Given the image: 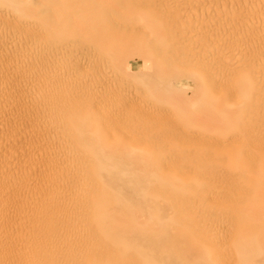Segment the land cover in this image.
<instances>
[{
  "label": "rangeland",
  "instance_id": "1",
  "mask_svg": "<svg viewBox=\"0 0 264 264\" xmlns=\"http://www.w3.org/2000/svg\"><path fill=\"white\" fill-rule=\"evenodd\" d=\"M31 1L0 0V264L105 255L90 219L113 198L95 159L109 146L132 156L148 202L169 207L165 220L192 230L210 264H264V1ZM104 28L134 38L159 69L155 88L142 56L114 68ZM216 106L248 118L220 128Z\"/></svg>",
  "mask_w": 264,
  "mask_h": 264
},
{
  "label": "bare ground",
  "instance_id": "2",
  "mask_svg": "<svg viewBox=\"0 0 264 264\" xmlns=\"http://www.w3.org/2000/svg\"><path fill=\"white\" fill-rule=\"evenodd\" d=\"M38 0H32L30 3L35 4ZM43 3L44 1L41 0ZM131 1V0H129ZM205 1V0H204ZM247 1V0H246ZM264 1V0H263ZM41 2V3H42ZM134 2V1H132ZM138 2V0H137ZM175 2V1H174ZM224 2V1H223ZM50 2H45L44 6L49 7ZM187 3V2H186ZM193 3V2H192ZM200 3V2H199ZM142 5V4H141ZM172 5V4H171ZM195 5V3H194ZM244 5V4H243ZM34 6V5H33ZM52 6V5H51ZM181 6V5H179ZM222 6V5H221ZM142 7V6H141ZM145 7V6H144ZM42 8V7H41ZM171 8V7H169ZM174 8V7H173ZM237 8V7H236ZM244 8V7H243ZM264 8V7H263ZM49 9V8H47ZM137 9V8H136ZM140 8H138L139 10ZM183 9V8H182ZM192 9V8H191ZM201 9V8H200ZM206 9V8H205ZM228 9V8H227ZM45 10L46 9H42ZM238 10V9H237ZM41 11V10H40ZM147 11V10H146ZM173 11V9H172ZM175 11V10H174ZM189 11V10H187ZM186 11V12H187ZM197 11V10H196ZM185 12V13H186ZM191 12V11H190ZM200 12V11H199ZM211 12V11H210ZM222 12V11H221ZM108 12H105V15ZM162 13V12H161ZM184 13V14H185ZM212 13V12H211ZM253 13V12H252ZM255 13V12H254ZM109 14V13H108ZM202 14V12H201ZM214 14V13H213ZM200 15V13H199ZM212 15V14H211ZM110 16V14H109ZM171 16V15H170ZM190 16H193L192 14ZM195 16V15H194ZM264 16V15H263ZM200 17V16H199ZM206 17V16H205ZM215 17V16H214ZM223 18V16H222ZM259 18V16H258ZM111 19V18H110ZM109 19V20H110ZM194 19V18H192ZM113 21V20H112ZM140 21V20H139ZM170 21V20H168ZM187 21V20H186ZM185 21V22H186ZM223 21V19H222ZM13 22V21H12ZM256 22V21H255ZM115 23V22H114ZM199 24V22H198ZM201 24V23H200ZM203 24V23H202ZM231 24V23H230ZM257 24V23H256ZM255 24V25H256ZM122 25V24H120ZM193 25V24H192ZM209 25V24H208ZM117 25H114V27ZM194 26V25H193ZM129 27V26H128ZM198 27V26H197ZM196 27V30H197ZM209 27V26H208ZM123 28V27H118ZM19 29V28H18ZM17 29V30H18ZM117 29V27H116ZM125 29V28H123ZM134 29V28H133ZM138 29V28H137ZM203 29V28H202ZM208 29V28H207ZM129 30V28H128ZM135 30V29H134ZM137 30H135L136 32ZM138 31H140L138 29ZM201 31V30H200ZM179 32V31H178ZM197 32V31H196ZM180 33V32H179ZM182 33V32H181ZM204 33V31H203ZM145 34V33H144ZM180 35V34H179ZM196 35V34H195ZM194 35V36H195ZM200 35V34H199ZM215 35V34H214ZM213 35V36H214ZM222 35V32L221 34ZM188 36V34H187ZM186 36V37H187ZM203 36V35H202ZM205 36V35H204ZM210 36V32H209ZM226 36V35H225ZM215 37V36H214ZM238 37V36H237ZM169 38V37H167ZM98 39L111 42V58L114 61V68L120 67L121 63L128 58L130 55H138L142 56V58L151 64V74L145 79V84L149 88H155L156 78L161 76L159 74V69L155 64L150 62L148 56H146L145 51L135 43L134 38L129 36L122 35L113 30H108L104 28L98 31ZM179 39V38H178ZM188 39V38H187ZM209 39V38H208ZM223 39V38H222ZM220 40V39H219ZM198 41V40H197ZM214 41V40H213ZM218 41V39H217ZM191 42V40H190ZM200 42V41H199ZM198 43V42H197ZM104 44V43H103ZM212 44V43H211ZM210 44V46H211ZM156 48V47H155ZM214 50L215 48L212 47ZM218 48V47H217ZM103 50V48H101ZM147 53L150 50H154V48H147ZM49 50V49H48ZM50 51V50H49ZM157 51V50H156ZM208 51V50H207ZM106 52V51H105ZM168 52V51H166ZM107 53V52H106ZM50 54V53H49ZM166 54V53H165ZM213 54V52H212ZM210 54V55H212ZM55 55V54H54ZM92 55V54H91ZM191 55V54H190ZM195 55V54H194ZM197 55V54H196ZM201 55V54H200ZM158 56V55H157ZM183 56V55H182ZM240 56V55H239ZM18 57V56H17ZM55 57V56H54ZM179 57V55H178ZM91 58V57H90ZM169 57L167 56V59ZM196 58V57H195ZM208 58V57H207ZM236 58V56L234 57ZM15 59V58H14ZM74 59V58H73ZM78 59V57H77ZM171 59V58H170ZM222 59V58H220ZM25 60V59H24ZM67 60V59H66ZM70 60V59H69ZM92 60V59H90ZM95 61V59H93ZM97 60V59H96ZM200 60V59H199ZM72 61V60H71ZM177 61V60H176ZM195 61V60H193ZM192 61V62H193ZM217 61V60H216ZM240 61H242L240 59ZM245 61V60H244ZM190 62V61H189ZM200 62V61H199ZM211 62V59H210ZM217 63V62H216ZM20 64V63H19ZM74 64V63H73ZM98 64V63H97ZM213 64V63H212ZM215 64V63H214ZM219 64V63H218ZM70 65V63H69ZM68 65V66H69ZM75 65V64H74ZM101 65V64H100ZM107 65V64H106ZM180 65V64H179ZM210 65V64H209ZM20 65H18L19 67ZM185 66V64H184ZM100 67V66H99ZM106 67V66H105ZM210 67V66H209ZM214 67V66H212ZM211 67V68H212ZM221 65L219 66V68ZM210 68V69H211ZM212 70V69H211ZM202 71V70H201ZM205 71V70H204ZM143 72V71H142ZM211 72V71H210ZM217 72V71H216ZM215 72V74H217ZM148 73V72H147ZM61 76V75H60ZM67 77V76H66ZM100 77V76H99ZM118 77V76H117ZM164 77V76H163ZM68 78V77H67ZM165 79V78H164ZM210 79V77H209ZM75 80V79H74ZM83 80V79H82ZM120 80V79H119ZM255 80V79H253ZM78 81V80H77ZM84 81V80H83ZM109 82V81H108ZM170 83V82H168ZM259 83V82H258ZM77 84V83H75ZM74 84V85H75ZM83 85V84H82ZM113 84H111L112 86ZM259 85V84H258ZM264 85V84H263ZM94 86V85H93ZM108 86V84H107ZM157 86V85H156ZM169 86V85H168ZM96 87V86H95ZM9 88V87H8ZM80 88V87H79ZM83 88V87H82ZM86 88V87H85ZM106 88V87H105ZM264 89V87H263ZM137 90V89H136ZM87 91V90H86ZM152 91V90H151ZM156 91V90H155ZM233 91V90H232ZM262 92V91H260ZM141 93V92H140ZM233 94V93H232ZM39 95V94H38ZM255 95V94H254ZM260 102V101H259ZM103 103V102H102ZM26 104V103H25ZM220 104V103H219ZM218 104V105H219ZM262 104V103H261ZM252 105V104H251ZM68 106V105H67ZM21 107V106H20ZM101 107V106H100ZM247 107V106H246ZM226 108V107H225ZM229 108V107H228ZM204 109V108H203ZM210 109V108H209ZM215 109V108H213ZM227 109V108H226ZM206 110V109H205ZM51 111V110H50ZM212 111L210 110H207ZM226 111V110H225ZM216 112L219 117L212 118L211 122L219 124L220 128L231 127L234 126L240 119H243L242 116H237L235 113L230 116H224L223 111L220 107L216 106ZM232 112V109H231ZM250 111H248L249 113ZM252 112V111H251ZM141 113V112H140ZM139 113V114H140ZM247 113V114H248ZM261 114V113H260ZM249 115V114H248ZM255 115V114H254ZM264 115V114H263ZM141 116V115H140ZM144 117V116H143ZM241 117V118H240ZM248 118V116H245ZM244 117V118H245ZM260 117V116H259ZM79 118V117H78ZM114 118V117H113ZM112 118V119H113ZM250 118V117H249ZM260 119V118H259ZM258 119V121H259ZM117 121V120H116ZM155 121V120H154ZM80 122V121H79ZM113 122V121H112ZM156 124V123H155ZM246 124V123H245ZM76 126L75 129H82V127ZM117 125V124H116ZM60 126V125H59ZM105 126V125H104ZM218 127V126H217ZM236 127V125H235ZM233 127L231 130L237 131ZM104 128V127H103ZM256 128V127H255ZM17 130V129H16ZM79 130V131H80ZM229 130V131H230ZM241 130V129H240ZM248 130V129H247ZM82 131V130H81ZM183 131V130H181ZM81 135V134H80ZM96 135V134H95ZM124 135V134H123ZM231 135V134H230ZM233 134L232 137H239L240 140H243L242 135ZM246 136V135H245ZM59 137V136H58ZM129 137V136H128ZM52 138V137H51ZM132 138V136L130 137ZM78 140H83V136L78 137ZM160 140V139H159ZM104 141V140H103ZM142 142V141H141ZM70 149V148H69ZM112 149V150H110ZM109 151H112L109 154H103L100 157L96 156V160H101L102 163L99 165L97 169V175L103 179L107 184V189L111 190L113 193V198L110 202L108 200L106 203L109 205V209L105 210V205L100 203L99 201L94 203L93 206V216L90 221L95 229L96 235L101 240L100 243L105 245L106 253L105 255H97L94 256V260L89 264H210L208 260L204 257L206 255L204 244L199 242L194 232L186 231V229L182 227H175L169 224L168 221L165 220L166 217L171 216L172 210L169 207H164L159 203H149V199L145 196V190L148 184V178L138 177L137 170L138 166L131 162L130 157L126 156V158H121L118 155H115V151L118 150V147L109 146ZM60 157V156H59ZM139 157V156H135ZM83 159V158H82ZM162 159V158H161ZM66 160V159H65ZM28 161V160H27ZM77 161V160H76ZM173 163V162H171ZM5 164V163H4ZM8 164V163H7ZM31 164V163H30ZM34 164V163H33ZM22 165V164H21ZM3 166V165H2ZM29 166V165H28ZM75 166V165H74ZM77 166V165H76ZM81 166V165H80ZM11 167V166H10ZM33 167V166H32ZM88 166H86L87 168ZM31 168V167H28ZM78 168V167H77ZM85 168V169H86ZM166 168V167H165ZM9 169V168H8ZM19 169V168H18ZM65 169V168H64ZM3 170V169H1ZM78 170V169H77ZM88 170V169H87ZM164 170V169H163ZM32 171V169L30 170ZM80 171V170H79ZM86 171V170H85ZM5 172V171H4ZM11 172V171H10ZM27 172V170H26ZM67 172V170H66ZM141 172H146L142 170ZM23 173V172H22ZM77 173V172H76ZM88 173V172H87ZM148 173V172H147ZM4 174V173H3ZM32 174V173H31ZM48 174V173H47ZM3 176V175H2ZM23 176V175H22ZM150 181L154 180L153 172H149ZM1 177V176H0ZM6 177V176H5ZM24 177V176H23ZM22 177V178H23ZM35 177V176H34ZM33 177V178H34ZM53 177V176H51ZM50 177V178H51ZM90 177V176H89ZM163 177V176H162ZM60 178V177H59ZM78 178V177H77ZM164 178V177H163ZM168 179V178H165ZM31 180V179H30ZM93 180V179H91ZM158 180L161 182L164 179L158 177ZM170 180V177L168 181ZM172 180V178H171ZM68 182V181H67ZM84 182V181H83ZM46 183V182H45ZM44 183V184H45ZM80 183V182H79ZM176 183V182H175ZM12 184V183H11ZM178 185V184H177ZM38 186V185H37ZM168 187V186H167ZM89 188V187H88ZM8 189V188H7ZM2 190V189H1ZM9 190V189H8ZM7 191V190H6ZM82 191V190H81ZM87 191V190H86ZM13 192V191H12ZM4 193V192H3ZM10 193V192H9ZM145 193V195H144ZM18 194V193H17ZM7 196V195H6ZM81 196V195H80ZM33 197V196H32ZM92 197V196H91ZM126 198L132 204H137L136 208L138 211H127L126 207L122 203V199ZM4 199V198H3ZM83 199V198H82ZM178 199V198H177ZM90 200V199H89ZM87 200V201H89ZM90 202V201H89ZM38 203V202H37ZM54 203V202H53ZM177 203V202H176ZM179 203V202H178ZM177 203V204H178ZM181 203V202H180ZM90 204V203H89ZM88 204V205H89ZM196 204V203H195ZM54 205V204H53ZM190 205V204H189ZM82 206V205H81ZM91 206V205H90ZM177 207V206H176ZM86 208V207H85ZM32 209V208H31ZM177 210V209H176ZM183 210V209H182ZM178 211V210H177ZM23 213V212H22ZM44 213V212H43ZM181 213V212H180ZM177 214V213H176ZM2 215V214H1ZM21 215V214H20ZM180 215V214H178ZM4 216V215H3ZM2 216V217H3ZM178 218V217H177ZM181 218V217H180ZM69 219V218H68ZM67 219V220H68ZM86 219V218H85ZM89 219V218H88ZM167 219V218H166ZM210 219V218H209ZM1 220V219H0ZM4 220V219H3ZM45 222V221H44ZM81 224V223H80ZM10 225V224H9ZM58 227V226H57ZM75 228V227H74ZM202 228V227H201ZM239 228V227H238ZM47 229V228H46ZM250 230V229H249ZM60 231V230H59ZM48 232V231H47ZM69 232V231H68ZM59 233V232H58ZM72 233V232H71ZM239 236H242V231L239 230ZM76 234V233H75ZM78 234V233H77ZM216 234V233H215ZM257 234V233H256ZM55 235V234H54ZM81 235V234H80ZM95 235V236H96ZM62 236V235H61ZM72 236V234H71ZM84 236V235H83ZM215 236V235H214ZM48 237V236H47ZM54 237V236H53ZM79 237V236H78ZM3 238V237H2ZM18 238V237H17ZM76 238V237H75ZM86 238V237H85ZM32 239V238H31ZM69 239V238H68ZM71 239V238H70ZM95 239V238H94ZM214 239V238H213ZM1 240V239H0ZM5 240V239H4ZM26 240V239H25ZM78 240V239H77ZM84 240V239H83ZM10 241V240H8ZM74 241V240H73ZM81 241V240H80ZM4 242V241H1ZM7 242V241H6ZM32 242V241H31ZM97 242V241H96ZM9 243V242H8ZM45 243V242H44ZM214 243V242H213ZM2 244V243H1ZM11 245V243H10ZM35 245V244H34ZM38 245V244H37ZM31 246V245H30ZM50 246V245H49ZM53 246V245H52ZM67 246V245H66ZM7 247V246H6ZM41 248V247H40ZM33 249V248H32ZM46 249V248H45ZM55 249V248H54ZM53 251L56 253V251ZM209 249V248H208ZM66 250V247H65ZM71 250V249H70ZM14 251V250H13ZM16 251V249H15ZM34 251V250H32ZM49 251V250H48ZM47 251V252H48ZM60 251V250H58ZM64 251V250H63ZM17 252V251H16ZM53 252V253H54ZM73 252V251H72ZM103 252V251H102ZM241 252V251H240ZM11 253V252H10ZM22 253V252H21ZM30 252L26 253L27 255ZM67 253V252H66ZM74 253V252H73ZM79 253V252H78ZM9 254V253H8ZM15 254V252H14ZM72 253H70L71 255ZM245 254V252H241V255ZM247 254V253H246ZM18 255H20L18 253ZM35 255V253H34ZM66 255V254H65ZM75 255V254H74ZM225 255V254H224ZM2 256V255H1ZM12 256V255H11ZM16 256V255H15ZM22 256V255H21ZM58 256V254H57ZM67 256V255H66ZM73 256V255H72ZM71 256V257H72ZM76 256V255H75ZM227 256V255H226ZM226 256L224 259L229 260ZM4 257V256H3ZM6 257V256H5ZM8 257V256H7ZM24 257V256H23ZM40 257V256H39ZM89 257V256H88ZM250 257V256H249ZM253 256H251L252 258ZM35 258V257H34ZM48 259L47 257H45ZM55 258V257H54ZM53 257L51 258L53 261L55 260ZM1 259V258H0ZM14 259V258H13ZM17 259V258H16ZM19 259V258H18ZM30 259V258H29ZM50 262L52 263V260ZM223 259V260H224ZM264 259V257H263ZM3 260V258H2ZM24 260V259H23ZM40 260V259H39ZM37 260V261H39ZM5 261V260H4ZM11 261V258H10ZM19 261V260H18ZM21 261V260H20ZM30 261V260H28ZM60 261V260H58ZM243 260H236V263H242ZM83 262V261H80ZM88 262L84 263L87 264ZM234 263L229 261V263ZM246 262V261H245ZM7 263V262H6ZM18 263V262H17ZM16 263V264H17ZM27 262L26 264H28ZM32 263V262H31ZM35 263V262H34ZM41 263V262H40ZM56 263V260L55 262ZM76 263V262H75ZM82 263V264H83ZM222 263V262H221ZM226 263V262H225ZM217 264V263H216Z\"/></svg>",
  "mask_w": 264,
  "mask_h": 264
}]
</instances>
